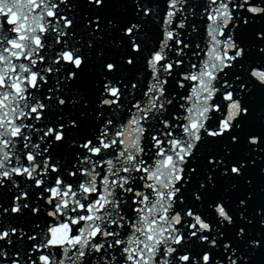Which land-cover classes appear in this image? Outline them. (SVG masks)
<instances>
[{
  "label": "snow or ice",
  "instance_id": "1",
  "mask_svg": "<svg viewBox=\"0 0 264 264\" xmlns=\"http://www.w3.org/2000/svg\"><path fill=\"white\" fill-rule=\"evenodd\" d=\"M106 4L134 7L118 27ZM262 20L264 0H0V264H251L252 197L222 182L264 154ZM109 31L130 53L103 59Z\"/></svg>",
  "mask_w": 264,
  "mask_h": 264
},
{
  "label": "water",
  "instance_id": "2",
  "mask_svg": "<svg viewBox=\"0 0 264 264\" xmlns=\"http://www.w3.org/2000/svg\"><path fill=\"white\" fill-rule=\"evenodd\" d=\"M80 9V15L83 16L85 13H92V9L95 8L94 5L80 4L77 6ZM134 6L131 4H106L105 9H95L94 14H100L102 19L105 21L113 20L118 23L125 18V15L130 11ZM264 28V20L259 21L255 25L250 26V30H258ZM119 37L118 31H109L105 37L102 44L97 45L96 47L104 51V60L111 61L118 59L121 55H126L130 53V49H117L113 43ZM253 58L259 59L257 51L253 50L251 52ZM92 60L94 63H99L96 60V57L93 55ZM260 93H257V103L255 105V110L259 112L260 104ZM73 117L79 115V110H71ZM227 145H208L205 146L201 151L205 154L211 152H220ZM264 168V154H261V158L256 161V165L253 167L251 165L245 169L244 177L236 180L233 178L231 181L222 182L224 188H228L231 183H236L237 188L229 192H223L222 194L230 197L232 202H236L239 198H244L248 195L252 197L249 201L248 211L245 215L249 218L255 217L253 221L252 231L253 234H264V228L260 227L259 220L260 217L256 216V209L264 207V172L261 169ZM247 181H251L249 185ZM219 187V186H218ZM251 264H264V248L256 250L255 254L252 255Z\"/></svg>",
  "mask_w": 264,
  "mask_h": 264
}]
</instances>
